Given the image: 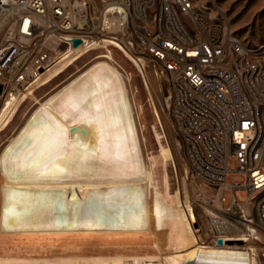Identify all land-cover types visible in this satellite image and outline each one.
Returning a JSON list of instances; mask_svg holds the SVG:
<instances>
[{"label":"bare ground","instance_id":"6f19581e","mask_svg":"<svg viewBox=\"0 0 264 264\" xmlns=\"http://www.w3.org/2000/svg\"><path fill=\"white\" fill-rule=\"evenodd\" d=\"M56 43L49 40L55 56L37 76L22 89L0 96V133L10 130L22 106L32 102L0 145V242L91 237L140 242L132 247L152 253L61 260L0 257V264H263L261 233L256 236L251 227L243 228L220 205L219 210L204 211L208 233L219 230L223 244L215 238V246H207L186 187L175 188V212L160 203L161 175L170 191V169L175 177L178 169L154 98V91L167 92V87L156 72L146 71V59L112 35L85 39L77 47ZM110 48L131 60L142 77L154 117L156 149L147 147L138 87ZM94 50H99L97 56ZM87 56L55 88L41 97L36 94ZM195 192L192 188V196ZM215 215L221 220L209 218ZM171 218L178 224L179 242L175 250L164 251L162 225Z\"/></svg>","mask_w":264,"mask_h":264},{"label":"built area","instance_id":"2783aa9c","mask_svg":"<svg viewBox=\"0 0 264 264\" xmlns=\"http://www.w3.org/2000/svg\"><path fill=\"white\" fill-rule=\"evenodd\" d=\"M2 35L1 97L26 86L55 56L51 39L61 47L112 35L133 53L140 49L165 81L161 104L196 188V211L220 205L264 235V45L246 44L208 0H0ZM211 236L221 238L217 229Z\"/></svg>","mask_w":264,"mask_h":264},{"label":"rangeland","instance_id":"374dc122","mask_svg":"<svg viewBox=\"0 0 264 264\" xmlns=\"http://www.w3.org/2000/svg\"><path fill=\"white\" fill-rule=\"evenodd\" d=\"M208 1L212 6V8L215 10V12H219L223 14L230 28L246 44L254 47L264 45V0H208ZM218 16L219 18H222L221 14H219ZM2 40H3V35L0 37V43ZM110 50L113 52L116 58L124 65L126 70L130 73L133 83L138 87L139 98L144 103L143 121L145 124L144 127H145V136L147 138V147L148 148L152 147L153 149H156L157 144L153 131L154 117H153L151 105L148 101L149 98L142 77L138 72V70L136 69L135 65L131 62V60H129L121 51L112 48H110ZM134 54L144 57V55L141 53L140 49L138 48H136ZM88 58L89 56L78 61L72 68L67 69L66 70L67 72L65 71L60 76H58L57 79L55 78L51 83L38 89L37 90L38 92H36V94L39 97H41L49 90V88L50 89L55 88L66 77H68L70 74L74 73L76 69L81 67L85 62V60H87ZM146 71H148L151 75H155V68L152 65L147 64V61H146ZM160 80L164 85L165 81L163 79ZM165 91H163V89L154 91V98L160 112L163 114L165 121L164 122L165 130L168 135L169 142L176 156L178 177H175L174 171L170 169L171 190L169 191L166 190L167 187L165 181L163 180V176L161 175L160 180L157 184V196L160 203L163 206L167 207V210L169 212L170 211L175 212L173 193L175 192V188L177 186L178 187L180 186L181 188L186 187L187 190L190 191L192 203H193V198H192L193 196L189 185L186 166L179 153V148H178L175 132L172 127L171 118L162 108L161 102ZM31 104L32 102L29 100L22 106L20 113L16 117L15 121L10 124L8 129L11 130L13 126L18 125L21 122V117L23 112ZM10 130L0 133V145L2 144L6 136L9 134ZM140 139L143 145L144 153L146 155L147 147H145L146 144L145 141L143 140V135H141V133H140ZM228 166L232 171H235L238 168V163L235 161L234 158H231V160L228 162ZM244 179L245 177L243 176H237V175L230 176L231 181H242ZM229 195L231 196L232 194L229 193ZM235 195L240 201L246 200L245 195H243L241 191H237ZM207 207L208 206H205L204 208L205 211L207 210L206 209ZM205 211L201 209H198V211L195 210L198 220L197 223L202 228V235H203L202 237L204 239V243L207 246L210 245L215 246L216 243L211 241L210 238L212 237L211 236L212 232L210 234L208 233L209 223L204 213ZM179 236L180 233L176 220L174 218L165 220L161 230V237H162L161 249L164 251L175 250L176 249L175 246L177 247L179 242ZM135 245H142V243L140 242L129 243L127 241L105 240L101 238H91V237L75 238V239L41 238L34 241L20 239L14 242H0V257L17 258L22 260L23 259L61 260V259H72V258H81V259L120 258V257H133V255L140 256L141 253L145 251L148 252L149 254L152 253V251L147 249L137 250L136 248L132 247ZM258 248H259L260 259L264 264V257H263L264 235H260L258 241ZM132 250H137V251H132ZM139 251L141 253H138Z\"/></svg>","mask_w":264,"mask_h":264},{"label":"water","instance_id":"95a60500","mask_svg":"<svg viewBox=\"0 0 264 264\" xmlns=\"http://www.w3.org/2000/svg\"><path fill=\"white\" fill-rule=\"evenodd\" d=\"M73 43H74V47H77L78 45H80L82 43V40L79 38H76V39H74ZM1 90H2V85L0 84V91ZM164 94H167V92L165 91ZM218 244L219 245L223 244V240L221 238L218 239Z\"/></svg>","mask_w":264,"mask_h":264}]
</instances>
